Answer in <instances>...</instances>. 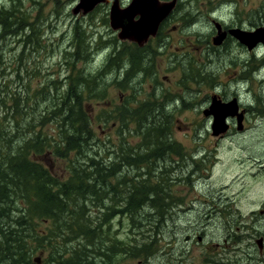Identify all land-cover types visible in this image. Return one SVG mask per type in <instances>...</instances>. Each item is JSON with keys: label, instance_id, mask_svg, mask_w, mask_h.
Masks as SVG:
<instances>
[{"label": "trees", "instance_id": "trees-1", "mask_svg": "<svg viewBox=\"0 0 264 264\" xmlns=\"http://www.w3.org/2000/svg\"><path fill=\"white\" fill-rule=\"evenodd\" d=\"M1 23L6 28L4 34L0 32L2 45L9 35L28 27L12 9L0 11ZM34 31L23 39L29 42ZM76 32L75 50L67 52L76 75L41 82L33 97L21 73L15 86L14 79L10 85L0 86V103L6 105L5 96L11 103V113L2 116L9 118V126L0 119V264H38L43 260L47 264H118L119 260L136 259L159 249L158 234L163 230L159 222L168 219L172 205L184 202L174 199L172 173L166 168L156 173L171 150L169 142L175 140L168 137L173 113L168 115L163 104H145L135 110L128 99L114 110L99 108L95 117L87 109L89 102L105 98L103 77L123 68L127 61L130 65L143 63L136 60L142 50H114L103 69L84 73L75 64L87 60L92 49L84 31ZM145 57L150 56L146 53ZM256 69L251 65V74ZM26 71L33 77L37 69ZM122 77L119 81L128 84L131 75ZM52 84L58 90V103L43 108L42 97L49 95L47 88L53 89ZM64 84L66 89L60 95ZM36 108L42 113L37 114ZM94 119L111 121L120 135H140L141 143L138 148L113 146L118 158L107 163ZM40 155L64 160L65 168L55 171L52 163L37 159ZM222 211L232 212L229 214L236 220L242 216L228 206ZM117 216L129 231L131 226L134 230L110 245L117 235L110 223ZM41 251H48L46 259L37 255Z\"/></svg>", "mask_w": 264, "mask_h": 264}, {"label": "rangeland", "instance_id": "rangeland-1", "mask_svg": "<svg viewBox=\"0 0 264 264\" xmlns=\"http://www.w3.org/2000/svg\"><path fill=\"white\" fill-rule=\"evenodd\" d=\"M78 1L75 0V5ZM243 1L247 2L245 8L249 13L257 16L258 10L256 8L260 6L261 0ZM220 2V0H213L209 7L216 10ZM72 4L73 0H0V8L5 5V8L0 9V11L4 9L16 10L24 22L36 24V28L43 34L42 37L37 31L33 33L34 38L38 41L36 43L38 45L37 50L32 46V43L23 39L24 34L31 33L30 26L26 27L23 32L8 36L5 43L7 49L0 52V86H3L4 83L10 85L13 79L15 86L18 80L22 79L21 76L20 79L18 76L21 73L24 76L23 82L25 85H29L28 94L33 97L37 89L47 79L61 77L66 79L68 74L76 75L77 70L72 71L73 64L70 63L69 53L61 50L67 47L68 41L73 40V38L75 42L77 30L84 31L86 44L91 45L92 49V54L87 60H79L75 64V67L84 73L103 69L107 65L109 55L114 50L119 51L117 49L119 46L123 50L134 48L127 42L120 44L117 32L110 26V19L104 8L101 7L93 14H73L70 12ZM203 9L201 11L204 15L203 19H201L202 16L188 19L191 25L189 24L183 33L178 32V28L188 23L187 21H183L182 25L175 24L177 31L173 29L175 22L169 25V32L167 33L171 44L170 52L176 51L181 54V61L186 63L184 67L177 62L175 56L170 54L168 57L166 54L168 52L163 51V48L157 43L154 44L155 50L149 55L154 64V76L159 80L156 84V92L158 87L167 90L166 78L174 81L183 77V71L186 73L195 64V68L190 70L193 75L192 78H194L190 81L193 82L184 86V95L187 100L192 102L188 103L184 110H177L174 113L171 134H168V137L171 140L183 141L190 150L189 152H194V147H197L195 156L198 159L199 169L196 174L197 179L194 181L195 185L191 182L188 183L190 181L188 179L187 182L176 181L178 176L170 171L174 178L172 182L174 199L177 201L184 199V202H178L177 206L172 205V210L168 214V221L159 222V226H162L163 229L162 231L159 230L158 234L160 239L159 251L165 248L172 237L174 238L172 244H174L175 249H182L190 255L189 264H201L199 260L201 256L196 254L205 251L211 252V255L218 259L220 264H264V243L262 250L257 243V239L264 234V167H260V164H264V124L261 118L252 115L250 117V129L246 133L227 135L217 139L211 130V117L200 112L201 108H206L210 104L211 93L214 88L213 75L216 72L212 55L204 54L208 48V40H212L213 37L211 38L210 35L212 29L207 30L210 29V22L205 19L209 12H206L208 10L205 8ZM21 13L23 14L21 15ZM221 16L226 18L223 12H221ZM52 24L53 26H51ZM189 28L190 32H188ZM163 32L164 30L161 33L162 38H164ZM64 34L66 36L62 37ZM43 41L45 43L42 46ZM27 44L30 45L27 46ZM71 50H75V46L71 47ZM234 51L233 46L228 45L219 52V56L221 60L227 61ZM201 57L202 60H200ZM196 60H198V64ZM261 60L260 58H253L252 65L258 68L259 63L261 67ZM125 63L123 68L114 69L103 77L106 81L105 84H107L105 98L101 102L92 101L89 102L90 105H87V109L94 117L99 108L101 111H109L114 110L119 105L117 95L120 88L125 92L124 101L130 100V107H133L135 97L148 98L149 95L146 92L150 91V87L145 83V90L142 89L138 95V91L134 88L136 71L131 70L133 65H130L128 61ZM224 66L226 65L224 64ZM230 68L234 70L233 66ZM32 69H37V72L33 77H28L26 70L32 71ZM222 69L223 67L220 66V77L223 79ZM255 71L250 75L251 79L263 80L262 73ZM126 73L131 75L128 84L119 81ZM39 75L41 76L40 79H38ZM44 76L45 78H43ZM197 76L198 82L195 81ZM41 82L42 84H40ZM188 82L189 80H187ZM237 84L240 86L236 88L240 90L241 86L247 84V81ZM256 84L253 80L252 87L255 88ZM20 86L23 85L20 84ZM52 86L53 89L47 88L49 95L42 97L43 108L52 107L58 103L55 95L58 90L54 89V84ZM102 86L103 84L100 85V87ZM65 89L66 84H64V90L60 95H63ZM129 92L131 93L129 94ZM200 97L203 98V104H200V101L198 104L196 103ZM5 104L3 106L0 103V119L9 126V118H2L4 113H11L9 106L11 103L8 96H5ZM173 108L174 105L169 106V109ZM35 110L37 114L42 113L37 108ZM165 112L168 115L173 113L172 110L168 109ZM94 127L98 137L102 140L101 147L105 146L103 155L107 157L105 158L107 163L118 158L116 157V150L112 149L113 146L124 144L135 148L141 143L140 138L142 137L138 134L133 135V138L124 132L120 135L119 129L111 121L106 123L94 119ZM132 127L136 126L131 125L130 128ZM200 157H204V159L199 160ZM254 158H257L258 161H254ZM37 159L47 165L52 163V168L55 171H62L65 168L64 160L42 155L38 156ZM164 166L167 169L166 158L158 164L157 173ZM190 166L191 164L188 163V169H191ZM128 176L130 177V175ZM225 206L236 210L235 213L242 216L236 220L233 214H229L232 212L222 211ZM121 220L122 218L117 216L110 223L113 225L112 230L117 234L115 239L111 238L110 245L134 230L130 225L129 231L128 226H125L127 223L123 221L120 223ZM152 224H156V222ZM187 236H192L194 239L188 240ZM198 236H201L200 240ZM238 239L240 240L237 241ZM37 255L46 259L48 251L38 252ZM186 260L187 258L184 257L179 264H187ZM38 264H47V262L43 260ZM122 264H136V259L123 260Z\"/></svg>", "mask_w": 264, "mask_h": 264}, {"label": "flooded vegetation", "instance_id": "flooded-vegetation-1", "mask_svg": "<svg viewBox=\"0 0 264 264\" xmlns=\"http://www.w3.org/2000/svg\"><path fill=\"white\" fill-rule=\"evenodd\" d=\"M158 1L161 4L167 3L170 5L172 4L173 6L169 13H167V15H165V17L160 22L156 34L150 36L143 45H140L130 39H121L119 37L121 29L116 30L120 44L127 42L128 44L133 45L134 48L139 47V49L142 50V54L136 57V60L143 63H137L135 61L131 69L136 71L134 77L136 79V85L134 88L136 91H138L139 95L142 89L145 90L144 84L147 83L148 87H150V91L146 92L149 95L148 98L140 99L139 97H135L134 103L132 105L133 108L137 110L139 107L145 104H149L150 106L163 104V109L172 110L174 115L177 110H184L187 108L188 103L192 102L191 100L186 99V96L184 95V86L193 82L190 81V79H194L192 78L193 75L190 70L195 68V64L192 65V67L186 73L183 71V77H179L174 81L170 78H166V82H168L167 90L165 91L162 87L161 89L158 87L156 92V84L159 80L154 76V64L151 61V56L147 60L146 57L143 58V56L146 53L151 55L155 50L154 44L157 43L163 48V51L168 52L166 53L168 57L170 54L175 56L177 62H179L184 67L186 63L185 61H181V54L176 51L170 52L171 44L168 40L167 33L169 32V25L175 22L173 24V29L177 31V25L175 24L178 23L179 25H182L183 21H187L188 23L178 28V32L183 33L187 30V27L191 23V18H194L195 16L198 17L200 15L202 16L201 19H203L204 15L201 13V11L204 10L203 8H205V10H208L206 12H209L205 19L210 22V29L207 30L212 29L210 35L211 38H213L212 40H208V48L205 50L204 54L212 55V62L215 65L216 71L213 75L214 88L211 93L210 101V104H214V111L212 114L206 115L211 117V130L213 135H215L217 139H220L227 135L246 133L250 129V117L252 115H256L257 117L261 118L263 120L262 123L264 124V41L258 40L255 43H252L250 41L251 39L248 41L246 40L249 36L257 35L260 30H264V0H261L260 6L256 8L258 10L257 16L256 14L249 13V11L245 8V4H247V2L243 0H220L221 2L216 10L211 9L213 7H209L212 5L213 0H201V3L200 0ZM114 2H117L120 9H125L132 4L133 0L103 1L98 3L93 10L86 14H93L102 7L105 9V13L110 16L111 6ZM75 3V0H73L70 12L73 14H84L82 10H80L78 13H75V8L80 3V0L76 5ZM2 8H5V5ZM221 12L225 13L226 18L221 16ZM139 18V12L133 13L134 20H138ZM27 25L30 27L32 26L30 29H34L43 37V34L38 30V28H36V24L28 23ZM51 26H53V24ZM0 27H2L0 28L1 33L4 34L6 32L4 23H1ZM163 30L164 38L161 37ZM188 32H190V28L188 29ZM34 36L29 40V42L32 43V46L37 50L38 45H36V43L38 41L34 38ZM65 36L66 34L62 35V37ZM1 42L2 40H0V50L2 51L7 49L5 48V44L2 45ZM44 43L45 41H43L42 46ZM74 44L75 42L73 38V40L68 41V46L64 47L61 51H72L71 47H74ZM29 45L30 44H27V46ZM228 45H232L235 51L231 54V58L229 60H221L219 52L224 50ZM117 49L121 50L122 47L119 46ZM253 58L262 59L261 67L258 63L256 73H262L263 81L259 79H251V73L248 71V69H251ZM200 60H202V57ZM196 63L198 64V60H196ZM224 64L226 66H224ZM220 66L223 67V79L220 77ZM231 66L234 67V70L230 68ZM187 80H189L188 83ZM253 80H255L257 83L255 88L252 87ZM195 81L198 82V76L196 77ZM244 81H247V84L243 85V87L241 86L240 90H237L236 87L240 86L237 83H242ZM118 92L119 94L117 97L119 103H122L124 101L125 92L122 88L118 89ZM130 93L131 92H129V94ZM198 101H200V104H203L202 97L197 100V104ZM171 105H174L173 109H169V106ZM221 105H223L225 108V114L223 117V127H225V129H221L219 125L217 126V123L221 119L219 117V107ZM208 107L201 108L200 112L204 114V110ZM171 129L172 126H169V131H171ZM169 143L171 144V150L166 156L167 170L171 172L173 171V173L178 176L176 181H186L188 179L195 185L194 181L197 179L196 174L199 169L198 159L195 156L197 147H194V152H189L190 150H188V147L185 146L183 141L173 140ZM136 156L137 155H135V157ZM200 158L201 159L199 160L204 159V157ZM254 161L257 162L258 159L254 158ZM188 163L191 164V169H188ZM260 167H264V164H260ZM198 237L200 240L201 236ZM261 237H263L264 240V234H262ZM187 239H194V237L187 236ZM169 240L170 242H168V246L166 245L163 250L159 251L160 249H158L152 253L141 254L138 258H136V264H179L182 262L184 257L187 258L186 262L189 264L188 259L190 255L184 252L182 249H175L174 244H172L174 238L171 237ZM262 248L263 244L260 250H262ZM196 255L201 256L199 258L201 264H220L219 260L214 258L209 251H205ZM122 262V260H119L118 264H122Z\"/></svg>", "mask_w": 264, "mask_h": 264}, {"label": "water", "instance_id": "water-1", "mask_svg": "<svg viewBox=\"0 0 264 264\" xmlns=\"http://www.w3.org/2000/svg\"><path fill=\"white\" fill-rule=\"evenodd\" d=\"M103 1L109 0H80V3L75 8V13L83 11L84 14L90 12L94 7ZM172 4H161L158 0H133L132 4L125 9H120L117 2L113 3L110 11V24L114 30L121 29L119 37L121 39H130L143 45L150 36L155 35L160 22L169 13ZM140 13L138 20L133 19V13ZM263 29V28H262ZM246 39V38H245ZM251 39V40H250ZM247 41L252 43L256 41H264V30H260L257 35L249 36ZM214 111V104L205 110L206 115L212 114ZM223 105L219 107L220 121L217 123L221 129L223 127V117L225 114ZM259 248L262 247L263 237L257 239Z\"/></svg>", "mask_w": 264, "mask_h": 264}, {"label": "bare ground", "instance_id": "bare-ground-1", "mask_svg": "<svg viewBox=\"0 0 264 264\" xmlns=\"http://www.w3.org/2000/svg\"><path fill=\"white\" fill-rule=\"evenodd\" d=\"M193 5H194V4H193ZM199 16H200V15H199ZM196 20H197V19H196ZM197 21H198V20H197ZM197 21H196V22H197ZM193 23H194V22H193ZM187 26H188V25H187ZM82 31H83V30H82ZM84 41H85V40H84ZM86 41H87V40H86ZM81 43H82V42H81ZM83 44H84V43H83ZM85 45H86V44H85ZM99 45H100V44H99ZM90 46H91V45H90ZM85 47H86V46H85ZM87 47H88V46H87ZM87 47H86V48H87ZM86 48H85V49H86ZM92 48H93V47H92ZM100 48H101V47H100ZM87 49H88V48H87ZM93 49H94V48H93ZM97 49H98V48H97ZM82 50H83V49H82ZM95 50H96V49H95ZM119 50H120V49H119ZM110 53H111V52H110ZM117 54H118V53H117ZM120 55H121V54H120ZM120 55H119V56H120ZM144 55H145V54H144ZM81 56H82V55H81ZM115 56H116V54H115ZM117 56H118V55H117ZM124 57H126V56L124 55ZM124 57H123V58H124ZM85 60H86V59H85ZM122 60H123V59H122ZM255 72H256V71H255ZM121 79H122V78H121ZM125 81H126V80H125ZM262 81H263V80H262ZM115 82H116V81H115ZM95 90H96V89H95ZM48 98H49V97H48ZM49 99H50V98H49ZM168 120H169V118H168ZM167 128H168V127H167ZM27 138H28V137H27ZM165 138H166V137H165ZM152 142H153V141H152ZM166 144H168V142H167ZM158 145H159V144H158ZM151 146H152V145H151ZM153 148H154V147H153ZM149 150H150V149H149ZM104 160H105V159H104ZM122 166H123V165H122ZM124 167H125V166H124ZM128 167H129V166H128ZM163 168H165V166H164ZM121 171H124V170H121ZM156 171H157V169H156ZM158 171H160V170H158ZM149 173H150V172H149ZM156 173H157V172H156ZM162 174H163V173H162ZM162 174H161V175H162ZM154 175H155V174H154ZM132 176H133V175H132ZM137 176H138V175H137ZM159 176H160V175H159ZM136 178H137V177H136ZM140 178H141V177H140ZM155 178H156V177H155ZM151 179H152V178H151ZM161 184H162V183H161ZM169 212H170V211H169ZM167 221H168V220H167ZM133 222H134V221H133ZM163 222H164V221H163ZM157 223H158V222H157ZM158 225H159V224H158ZM160 225H161V224H160ZM162 225H163V224H162ZM165 226H166V225H165ZM161 227H162V226H161ZM145 228H146V227H145ZM163 228H164V227H163ZM263 243H264V241H263ZM97 257H98V256H97ZM56 259H57V258H56Z\"/></svg>", "mask_w": 264, "mask_h": 264}]
</instances>
